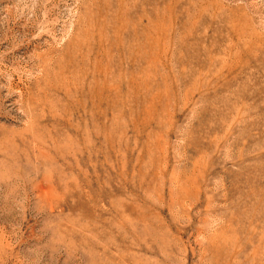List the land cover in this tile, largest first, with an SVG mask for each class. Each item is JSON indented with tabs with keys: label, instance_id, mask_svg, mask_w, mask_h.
I'll return each mask as SVG.
<instances>
[{
	"label": "rangeland",
	"instance_id": "1",
	"mask_svg": "<svg viewBox=\"0 0 264 264\" xmlns=\"http://www.w3.org/2000/svg\"><path fill=\"white\" fill-rule=\"evenodd\" d=\"M0 264H264V0H0Z\"/></svg>",
	"mask_w": 264,
	"mask_h": 264
},
{
	"label": "bare ground",
	"instance_id": "2",
	"mask_svg": "<svg viewBox=\"0 0 264 264\" xmlns=\"http://www.w3.org/2000/svg\"><path fill=\"white\" fill-rule=\"evenodd\" d=\"M248 47V46H247ZM250 49V48H249ZM247 52H248V50H247ZM246 94V93H245Z\"/></svg>",
	"mask_w": 264,
	"mask_h": 264
}]
</instances>
